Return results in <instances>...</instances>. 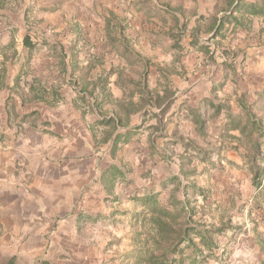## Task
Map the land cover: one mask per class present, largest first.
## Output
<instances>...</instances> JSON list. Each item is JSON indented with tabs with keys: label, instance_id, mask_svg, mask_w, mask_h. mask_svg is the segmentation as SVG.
Listing matches in <instances>:
<instances>
[{
	"label": "crops",
	"instance_id": "0c3cea01",
	"mask_svg": "<svg viewBox=\"0 0 264 264\" xmlns=\"http://www.w3.org/2000/svg\"><path fill=\"white\" fill-rule=\"evenodd\" d=\"M128 1H122L119 10L130 16L115 11V0H0V62L5 59V84L10 88L0 90V264H131L126 255L134 246L132 216L146 208L129 197L158 190L162 180L179 173L177 159L165 157L166 138L157 135L154 148L149 143L147 127L156 124V107L147 106L146 116L142 112L131 115L116 130L97 125L101 118L112 116L117 101L139 99L133 87L117 80L119 70L133 76V70L141 68L129 67L109 43L110 13L127 24L126 37L151 61L149 88L160 95L164 89L172 93L173 103L165 115L166 136L174 131L186 138L195 136L194 126L182 120L186 112L178 118L176 110L183 103L194 106L201 98L211 97L219 81L225 80V85L216 92L218 97L232 100L264 87L263 17H245L243 28L234 32L229 28L224 37L209 39L212 34L205 26L222 0H170L182 2L189 28L196 22L203 26L199 42L207 46L206 54L197 46L190 47L188 36L182 39L181 49H172L165 35L168 25L147 17ZM25 36L35 44L34 50L23 44ZM235 46L244 49L233 55ZM222 50L230 51L235 60L230 63ZM183 52L194 59L204 56L207 65L195 70L184 62L186 56L180 57ZM223 62L231 70H225ZM157 67L176 73L163 76ZM86 84L88 90L95 85L96 100L89 99L77 109V91ZM39 88L46 91L44 101L37 98ZM53 90L61 99L56 100ZM8 96L7 104H13L14 110L6 107ZM81 106H87L84 114ZM31 112L36 114L20 121ZM142 122V128L112 156L114 136ZM223 156L225 169L220 171L237 168L258 197L254 196V206L246 207L251 208L245 209L242 222L233 223L224 212L210 213L208 221L216 225L229 221L239 227L226 233V241L242 235L237 245L243 264H264V179L259 189L253 188L242 159L232 151ZM109 165L122 175L111 181L103 178ZM228 253L234 261L232 252Z\"/></svg>",
	"mask_w": 264,
	"mask_h": 264
},
{
	"label": "trees",
	"instance_id": "16d2710c",
	"mask_svg": "<svg viewBox=\"0 0 264 264\" xmlns=\"http://www.w3.org/2000/svg\"><path fill=\"white\" fill-rule=\"evenodd\" d=\"M133 7L143 12L147 17H156L163 24L168 25L165 35L172 41V49L182 48V39L186 36L191 38L190 47L208 54L207 46L199 42V35L203 31L200 22L189 28V18L182 2L172 4L170 0H131ZM223 13L220 17L217 14ZM245 17L264 18V0L247 2L245 0H222L221 6H215L211 21L205 26V30L211 33L209 39L227 32L231 28L234 32L243 28ZM181 19L183 21H181ZM108 41L117 53L126 61L129 67L139 66L140 70H133V76H127L123 71L118 72V82L121 85L133 87L139 94L137 102L124 103L117 101L111 109L112 116L103 117L97 121V125H104L117 129L124 125L129 117L138 112L147 115L146 107L152 105L159 112L154 115L155 125H149V143L155 147L157 135L166 138L164 148L165 157H175L178 161V175H171L159 183L158 190L141 196H130L129 199L141 203L146 210L136 212L132 216L134 228L133 250L126 255L131 264H223L229 259L226 249H221L219 239L224 237L230 230L239 227L232 226L230 222H220L218 225L208 221L210 212L206 210L208 199L212 190L205 184H199L198 179L208 175L213 170H224L222 163L225 161L223 153L232 151L236 153L246 166L250 175L253 188L259 189L264 179V87L249 94L243 92L236 95L234 100L230 97L219 98L218 90H222L225 80L219 81L211 90V97H204L197 101L194 106L185 103L176 110L177 117L189 121L194 126L195 136L186 138L178 131L171 136L164 135L167 126L165 115L173 103L172 93L168 89L160 95L156 90H151L148 85V68L151 61L137 52L129 39L126 37L127 24L119 19L116 14L110 13L106 24ZM112 35V36H111ZM23 44L29 51L34 50L35 44L30 42L29 36H25ZM232 63L235 57L230 51L221 52ZM225 70H231L226 62L222 63ZM5 59L0 62V90H10L5 84L6 77ZM158 72L174 74L172 68L157 67ZM110 70V74H112ZM238 80V78H236ZM19 77L15 79L14 86L18 87ZM89 84L77 91L75 107L86 104L89 99H95V85L87 89ZM87 89V90H84ZM45 89L37 91V98L44 101ZM56 100L61 96L53 90ZM130 97L132 92L130 91ZM6 107L14 110L13 104ZM24 101H21L23 105ZM233 102V103H231ZM82 113L87 106H81ZM96 110L100 109L96 105ZM91 109L90 106H88ZM31 112L23 115L20 121L35 115ZM122 114L125 120L122 119ZM143 122L123 134L117 133L110 149L112 156L117 152L120 144H125L131 136L141 129ZM178 125V124H177ZM212 125V127H210ZM104 137V141H107ZM230 165L237 164L227 161ZM122 175L120 169L109 165L103 172V178L111 181ZM162 197V198H161ZM201 202V203H200ZM255 227V226H254ZM186 250L190 251L189 254ZM188 262V263H186Z\"/></svg>",
	"mask_w": 264,
	"mask_h": 264
},
{
	"label": "rangeland",
	"instance_id": "374dc122",
	"mask_svg": "<svg viewBox=\"0 0 264 264\" xmlns=\"http://www.w3.org/2000/svg\"><path fill=\"white\" fill-rule=\"evenodd\" d=\"M122 1H124L125 4H130V1L128 0H115V11L118 9V12L123 13L124 15H131V13L127 12L126 10H119ZM129 7H127L128 10ZM130 19V18H129ZM234 40V38H232ZM226 46V45H224ZM243 48V47H242ZM241 47H236L235 49L232 50L233 55H238L240 53V50L242 49ZM237 49L239 50L237 52ZM244 49V48H243ZM180 57L186 56V59H184V62H188L191 64V66H195L194 69L198 70L200 67L205 68L206 64V58L202 56V58H197L194 59V56H188V53H180ZM219 55V54H218ZM217 55L218 61H220L221 56ZM244 64V61H243ZM218 67V65L216 64ZM240 67V66H239ZM206 74V73H205ZM171 161V159H169ZM170 166V163H168ZM223 165V163H222ZM229 172L228 173H223V171L220 170H213L211 171L208 175L202 176L201 178L198 179V183H205L210 186L211 190H214V186L216 187V191L212 193L211 197L208 199L206 205L209 206L206 207V210H208L210 213L213 214H219V212H224L227 214L230 218L231 221L234 223H239L242 222L241 218L245 214V209L247 206H254V196L258 197V195H253L252 188L247 184L246 178L244 176L238 175V170L237 168H233L232 166H229ZM220 180V184L217 182ZM216 181V182H215ZM225 181V182H223ZM228 181L229 183L226 185H223ZM253 197V198H252ZM252 199V202L249 203L248 200ZM201 203V202H200ZM239 204V210L236 207V205ZM247 204V205H245ZM214 206V207H213ZM242 207V210H240ZM251 207H248L246 210H250ZM213 209V211H212ZM235 209L236 211H233ZM225 237V236H224ZM220 238V246L221 249H226L228 252H232V258L234 261L231 259H228L226 263L224 262L223 264H243L245 262H242L240 258L241 256V247H238L237 243H241V238H243L242 235L233 237V238H228L226 241V238ZM232 239V240H231ZM239 239V240H238ZM190 251L186 250V253L189 254ZM237 254V255H235ZM241 261V262H240ZM188 263V262H186ZM209 264H214V262L209 261Z\"/></svg>",
	"mask_w": 264,
	"mask_h": 264
}]
</instances>
